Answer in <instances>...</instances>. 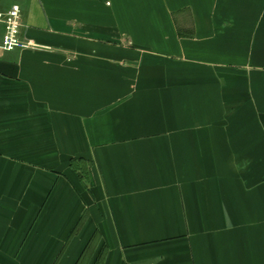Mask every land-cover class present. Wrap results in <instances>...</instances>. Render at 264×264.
Listing matches in <instances>:
<instances>
[{"label": "crops", "instance_id": "1", "mask_svg": "<svg viewBox=\"0 0 264 264\" xmlns=\"http://www.w3.org/2000/svg\"><path fill=\"white\" fill-rule=\"evenodd\" d=\"M0 264H264V0H0Z\"/></svg>", "mask_w": 264, "mask_h": 264}, {"label": "built area", "instance_id": "2", "mask_svg": "<svg viewBox=\"0 0 264 264\" xmlns=\"http://www.w3.org/2000/svg\"><path fill=\"white\" fill-rule=\"evenodd\" d=\"M21 8L19 5H13L7 12L0 11V22L5 25V33L3 37L2 47L11 50L16 47H27L30 43H24L19 39V31L21 27L20 21Z\"/></svg>", "mask_w": 264, "mask_h": 264}]
</instances>
